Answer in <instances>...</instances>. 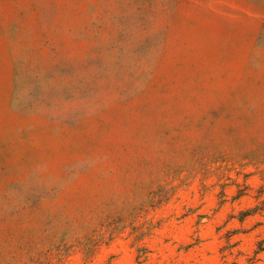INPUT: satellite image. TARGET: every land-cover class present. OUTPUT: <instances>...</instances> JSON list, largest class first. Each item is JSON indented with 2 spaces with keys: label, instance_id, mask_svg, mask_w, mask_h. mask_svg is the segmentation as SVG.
I'll list each match as a JSON object with an SVG mask.
<instances>
[{
  "label": "rangeland",
  "instance_id": "obj_1",
  "mask_svg": "<svg viewBox=\"0 0 264 264\" xmlns=\"http://www.w3.org/2000/svg\"><path fill=\"white\" fill-rule=\"evenodd\" d=\"M0 264H264V0H0Z\"/></svg>",
  "mask_w": 264,
  "mask_h": 264
},
{
  "label": "trees",
  "instance_id": "obj_2",
  "mask_svg": "<svg viewBox=\"0 0 264 264\" xmlns=\"http://www.w3.org/2000/svg\"><path fill=\"white\" fill-rule=\"evenodd\" d=\"M261 249V248H260Z\"/></svg>",
  "mask_w": 264,
  "mask_h": 264
}]
</instances>
